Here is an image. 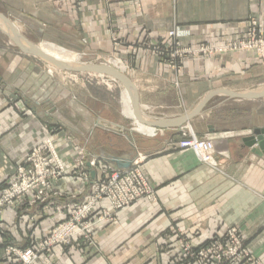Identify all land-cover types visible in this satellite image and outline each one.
Segmentation results:
<instances>
[{
	"label": "crops",
	"instance_id": "1",
	"mask_svg": "<svg viewBox=\"0 0 264 264\" xmlns=\"http://www.w3.org/2000/svg\"><path fill=\"white\" fill-rule=\"evenodd\" d=\"M0 4L22 18L24 32L30 35L42 31L46 40L83 56L122 61L142 110L151 119L187 116L215 93L201 114L182 128L140 141L141 157L127 138V144L121 143L119 131L107 130L109 126L124 130V124L100 112L106 102L97 88L74 82L65 72L40 70L36 75L31 56L6 53L8 45H0V192L2 182L15 176L17 163L42 140L44 129L51 130L68 171L81 147L99 161V167L111 166L110 157L132 160V166L140 157L156 192L155 202L118 213L115 224L96 225L92 245L77 241L63 251L42 255L34 264H174L181 238L200 248L222 238L230 227L240 231L254 259L264 264V155L243 142L264 128V99L234 100L221 93L263 87L264 62L240 52L189 56L178 72L151 51L157 44L172 45L175 39L169 34L174 31L181 46L193 50L243 39L252 20L264 33V0H0ZM45 77L61 81L58 97L46 99V105L41 99L33 104L25 100L22 117L3 111L6 83L18 99L19 92L35 95ZM5 94L11 95L7 90ZM188 125L200 138L215 139L218 170L201 163L191 150L173 149ZM68 138L73 143L67 144ZM88 169L92 181L100 180L99 169ZM77 185L63 181L55 186L62 198L7 207L0 255L7 246L25 249L46 237L79 204Z\"/></svg>",
	"mask_w": 264,
	"mask_h": 264
},
{
	"label": "built area",
	"instance_id": "2",
	"mask_svg": "<svg viewBox=\"0 0 264 264\" xmlns=\"http://www.w3.org/2000/svg\"><path fill=\"white\" fill-rule=\"evenodd\" d=\"M169 37L175 39L172 45L157 44L152 46L151 51L166 66L178 72L182 60L189 56L210 58L240 52L252 53L258 61L264 60V33L257 20H252L243 39L225 46H206L193 50L181 46L177 41L176 31L170 32ZM188 126L182 129L181 140L173 149L191 150L197 154L201 163L218 170L219 164L215 160V139L212 137L199 139ZM153 131L156 133L153 135L155 137L159 133L163 134L165 130ZM55 148L53 137H46L43 144L29 152L24 166L18 169L15 179L1 192L0 227L4 226L5 207L13 206L17 202H27L30 205L47 202L53 185L66 179L67 174ZM78 157L80 158L76 164L77 170L74 172L79 173L78 178L84 187L78 189L77 195L81 196L88 188L90 189V195L82 202L83 207L73 209L74 212L70 213L61 225L36 245L25 250L9 246L6 253L10 264H34L42 255L52 254L57 250L63 251L77 241L89 242L91 245L96 225L115 224L118 213L141 202H155V188L144 173L143 160L138 159L128 170H120L109 165L99 167L97 159L86 160L83 152L78 153ZM88 165L90 168L99 169L100 180H91ZM104 204L107 206L104 207ZM99 210H102L101 214L98 213ZM180 245L182 256L178 263L181 264H260L252 256L244 236L236 227L228 228L222 238H213L200 248L193 247L183 238L180 239Z\"/></svg>",
	"mask_w": 264,
	"mask_h": 264
},
{
	"label": "rangeland",
	"instance_id": "3",
	"mask_svg": "<svg viewBox=\"0 0 264 264\" xmlns=\"http://www.w3.org/2000/svg\"><path fill=\"white\" fill-rule=\"evenodd\" d=\"M0 14L4 15L9 20H11L12 22L16 23L18 25V27L20 28V30L22 32V35H24V38H26L29 42H31L33 44H36V45H39V44H42V43H47V42H49L51 44L59 45L56 42H51L49 40H46V33L45 32L38 31L34 35H30L27 32H23V31H25L24 30V24L25 23L22 22V18H19L18 16L13 15L11 13V9L10 8L1 6V4H0ZM5 44H7L8 47H9V50H7L6 53L7 52H11L10 50H12L13 54H19V55L20 54L21 55L24 54L14 44H12L11 40L8 38V36H6V34L3 31L2 25L0 24V45L5 46ZM66 49H68V50H70L72 52H75V53H79L81 55L83 53V52L78 51V50H76L74 48H66ZM3 51H5V49ZM31 57H32V60H34V65H36V67H35L36 75H39V73H40L39 71L40 70H42L41 72H44V70H46V74L48 72H50L51 74H56V73L61 74V73H63L62 71H60V70H58L56 68H52V66H50L48 63L44 62L43 60H40L39 58H36V57H33V56H31ZM110 60H113V61L116 60V61L122 62V61L118 60V58H116V57H108V56L105 57V58L96 57V56H94V57L84 56L82 58L81 62L82 63H87V64L107 65ZM262 62H264V60ZM125 71H126V69H125ZM123 73H125V72H123ZM68 74H71V76L73 77L74 82L84 83L88 87L97 88V90H98L97 91V95H99V97L101 99H103L104 102H106V106L103 105L100 108V112L104 115V117H106V119L111 118L113 121H115V120L116 121H120L121 123L124 124V130H120L117 127H110V126H109L110 129H107V130L109 132L119 131L120 134L122 135L121 136V140H122L121 143H123V144H127L128 143V141L126 140V137H129L131 139V141H132V145H130L131 148L135 151V153L137 155H141V157H143L144 155L141 152H138L139 143H140V141H143L144 139H147V140H151V139H150V137H147V136H145L143 134V132H142V128L143 127L141 128V127H139V125H136V123L134 122V119H133L134 115L125 114V108L126 107L124 105L125 103L122 100V93H124L123 92L124 88L121 85H119L118 83L114 82L113 79H110V78H107V77H100V76H95V75L91 76L90 74H89L90 76L87 75V74H85V75H77V74H72V73H68ZM78 76H83V77H78ZM76 77H78V78H76ZM60 82L61 81H59V79H57V78H55L54 80L53 79H48L46 81V77H45L43 79V81L41 82V83H44L43 86H41V90H37L35 95H33V92L29 96H27L25 94L22 95V93L19 92L20 95H19L18 99L13 97V94L10 93V91H11V90H9L10 82H8V84L6 83V85L3 88V93H2V96H1L3 98V103H2V105L4 106L3 107L4 108L3 111L4 112L14 111L16 113V116L18 115V116L22 117V116H24L23 114H25V113L22 112V109H21L22 106L21 105L24 104L25 100H28L30 102V104H33L34 101L38 102V100L41 99L45 103L44 105H46V99L52 98V97L56 98V97L59 96L58 92H59L60 87L62 86V85L60 86ZM46 84H47V86H46ZM6 90L11 95L7 96L5 94ZM132 129H134V132L132 131ZM44 133L45 134L41 138L42 140L39 143H37L36 145H34L30 149V151L34 150V148L36 146H39L40 144H43L44 141L46 140V137H50L51 138L53 136V134L51 133V130H49V129H44ZM198 138L199 139H205V138H200L199 136H198ZM66 141H67L66 142L67 144L68 143H73V140H71L70 138H68ZM55 149L58 152V157L60 158L61 164L64 167V170H65V172L67 174V177H66V179L64 181H68L69 180V183L71 185H73V186L77 185L76 183H78V185L76 186V187H78L77 189L83 188L84 184L78 178L79 173H77L76 171L74 172V170H77L76 164H77V161L80 158V157H78V153L83 152L85 154L86 160H90L91 159L90 158L91 155L88 154L87 150L84 147L83 148L82 147L78 148L76 150V152H75L74 159L72 160V162H73V170L70 172L66 168L64 160H63V158H62V156L60 154L61 151H59L57 147ZM29 152L27 153V155L29 154ZM27 155H25V157L20 162L17 163L18 165H17V168H16V173H15V176L13 177V179L5 181V182H2V184H1V186H2L1 192L3 190H5L9 186V184L15 179L18 169L20 167L24 166L25 161L27 159L26 158ZM138 159H140V157ZM61 182H58L55 185H53L54 187H53L51 193L49 194L50 196L48 197L47 201H49L54 196L58 197V198H62L63 197L64 194L60 193L58 190L55 189V186L59 185ZM86 188H88V187H86ZM1 192H0V194H1ZM88 195H90V189L89 188L81 196L78 197L76 195L77 198L81 197V200H80L79 204H77L74 208H72L68 212V215H67L66 219L68 218L70 213L74 212L73 209L77 210L80 207H83L82 206V202L84 201L85 197H87ZM17 203H20V202H17ZM17 203H15V204H17ZM10 206H12V205H10ZM10 206H7V207H10ZM7 207H5L3 209V213H4V211H5V209ZM3 219H4V216H3ZM63 220H59L52 227V229L50 230L49 234H51V232L56 227L61 225ZM4 227H5V223H4L3 227H0V229L4 228ZM46 237H43L41 240H43ZM91 240H92V244H93V236H92ZM81 243L89 244V242H83V241H81ZM178 243L180 244V240H178ZM36 244H34V245H36ZM32 246H29V247H32ZM171 246H173V245H169L168 247H171ZM8 247L9 246L6 247L4 255L3 256L0 255V264H2V263L10 264V261H9V259L7 257V253H6V250H7ZM29 247H27V248H29ZM14 248H16V247H14ZM27 248H25V249H27ZM180 248H182L181 245H180ZM17 249H19V248H17ZM25 249H20V250H25ZM181 256H182V251L180 252V255H178V257L176 258V261L174 262V264H181V263H178V261L180 260ZM188 264H192V263H188Z\"/></svg>",
	"mask_w": 264,
	"mask_h": 264
},
{
	"label": "water",
	"instance_id": "4",
	"mask_svg": "<svg viewBox=\"0 0 264 264\" xmlns=\"http://www.w3.org/2000/svg\"><path fill=\"white\" fill-rule=\"evenodd\" d=\"M0 24L2 25L4 33L11 40L12 44H14L21 52L26 55L39 58L40 60H43L50 66L57 68L62 72L77 75L93 74L111 77L114 82L121 85L127 92L131 100V104L133 106L135 121L138 124L151 128L152 130L182 128L187 122L199 116L202 110L209 102V100L215 95V93H212L204 97L198 104V106L195 108V110H193V112H191L187 116H182L172 120L163 118L151 119L144 114L142 106L140 105L137 89L125 73L113 71L112 69H107L106 66L102 64L83 63L81 65H73L59 62L51 57H48L36 45L30 43L26 38H24V36L20 33L18 29V25L2 14H0ZM26 45H28L29 47H27ZM221 93L234 100H262L264 99V86L249 92L222 91ZM132 131L134 132V129H132ZM126 138L129 141V144L132 145L131 139L129 137ZM243 142L248 148L258 147V149L264 155V128L255 130L252 135L245 138ZM107 163L120 170H128L132 166V160L122 161L115 157H110L107 160ZM92 176H94V173L92 174Z\"/></svg>",
	"mask_w": 264,
	"mask_h": 264
},
{
	"label": "bare ground",
	"instance_id": "5",
	"mask_svg": "<svg viewBox=\"0 0 264 264\" xmlns=\"http://www.w3.org/2000/svg\"><path fill=\"white\" fill-rule=\"evenodd\" d=\"M20 33L22 34L20 28L18 27ZM23 29V28H22ZM24 32V31H23ZM24 36V35H23ZM31 43V42H30ZM36 45V44H34ZM27 47H29L28 45H26ZM44 54H46L48 57H51L59 62H62V63H65V64H73V65H81L83 64L81 62L82 58L84 57L83 55L79 54V53H75V52H72L64 47H61L59 45H55V44H51L49 42L47 43H42V44H39V45H36ZM83 54V53H82ZM107 69H112L113 71H117V72H125V66L122 62H119V61H113V60H110L108 62L107 65H105ZM54 68V67H52ZM57 69V68H56ZM90 75H93V74H90ZM95 76H100V77H105V76H102V75H95ZM107 78H110L112 79L111 77H107ZM124 93H122V100L123 102L125 103V114H130V115H134V111H133V106L131 104V100L127 94V92L123 91ZM131 111V112H130ZM135 118V116L133 117V119ZM135 121V119H134ZM136 124H138L136 121H135ZM143 127L142 128V132L145 136H153L155 135L156 133H154V131L150 128V129H147L145 126L143 125H139V127ZM146 128V129H145ZM149 128V127H148ZM188 128L194 133V131L192 130L191 127L188 126ZM195 134V133H194ZM197 156V154H195Z\"/></svg>",
	"mask_w": 264,
	"mask_h": 264
}]
</instances>
